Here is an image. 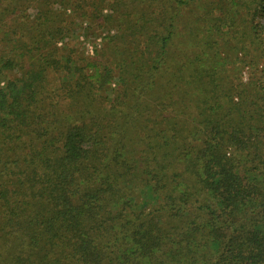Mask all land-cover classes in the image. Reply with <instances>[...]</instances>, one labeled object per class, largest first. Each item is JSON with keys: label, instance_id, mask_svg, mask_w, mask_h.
Returning <instances> with one entry per match:
<instances>
[{"label": "trees", "instance_id": "16d2710c", "mask_svg": "<svg viewBox=\"0 0 264 264\" xmlns=\"http://www.w3.org/2000/svg\"><path fill=\"white\" fill-rule=\"evenodd\" d=\"M243 9L264 0H0V264H264ZM85 22L115 31L93 56Z\"/></svg>", "mask_w": 264, "mask_h": 264}, {"label": "rangeland", "instance_id": "374dc122", "mask_svg": "<svg viewBox=\"0 0 264 264\" xmlns=\"http://www.w3.org/2000/svg\"><path fill=\"white\" fill-rule=\"evenodd\" d=\"M222 9H223V12H221L222 14H224L229 8V5L228 4H223L222 3ZM211 6L208 5V9H210ZM199 11H202V8L200 9H196L195 12H199ZM29 12H33V9H30ZM217 13V11H216ZM240 26L238 27V30H240V33H238L236 35V33H234L233 31L228 35L226 34L225 35V38L223 40H227L228 42H235V38L236 40H238L241 45L243 46L242 49L240 48L239 49V53L238 55L239 56H250L251 54V32L249 30L250 26H251V23H255V24H258L259 25V30L261 31V36L264 35V11L263 12H260L258 14H255V15H252L251 14H248V11L247 9H243V11L241 12V15H240ZM245 19V21H244ZM248 20V21H247ZM99 22V21H98ZM86 25H83L82 26H86L87 28H84V29H81V33L79 34V38H78V42L80 43L81 45V49L84 51V53L90 55V56H93L95 55V52L97 50H100L103 45H104V42L106 40V37L108 36L109 32L110 34L114 33L115 34V31L114 29H110L108 26L106 28H98L96 26V24H92V25H89L90 23L89 22H85ZM98 24V23H97ZM89 26V28H88ZM83 28V27H82ZM111 34V35H112ZM59 45H61V43L59 42ZM222 50V56H225L227 55V51L229 50V47L228 46H223V49L221 48ZM230 60L226 63V67L228 69V72H238L237 71V66L234 65V60H235V56H231L229 58ZM240 75L242 77V80H246L250 74V70L249 69V66H244L242 69H240ZM9 72H16V70H12V71H9ZM0 86H1V82H0Z\"/></svg>", "mask_w": 264, "mask_h": 264}]
</instances>
